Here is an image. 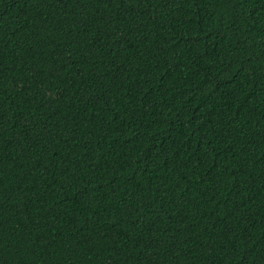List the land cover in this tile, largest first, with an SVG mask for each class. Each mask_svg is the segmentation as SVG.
I'll use <instances>...</instances> for the list:
<instances>
[{
  "label": "trees",
  "instance_id": "obj_1",
  "mask_svg": "<svg viewBox=\"0 0 264 264\" xmlns=\"http://www.w3.org/2000/svg\"><path fill=\"white\" fill-rule=\"evenodd\" d=\"M0 264H264V0H0Z\"/></svg>",
  "mask_w": 264,
  "mask_h": 264
}]
</instances>
